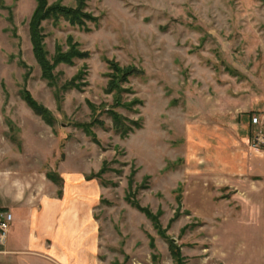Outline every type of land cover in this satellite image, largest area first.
I'll list each match as a JSON object with an SVG mask.
<instances>
[{"label":"rangeland","instance_id":"374dc122","mask_svg":"<svg viewBox=\"0 0 264 264\" xmlns=\"http://www.w3.org/2000/svg\"><path fill=\"white\" fill-rule=\"evenodd\" d=\"M36 5L0 0V174L36 168L81 177L82 194L97 199L99 264H174L168 240L126 199L133 172V198L162 210L184 264H264L263 178L215 176L264 155V0H89L97 22L86 28L42 24L50 59L57 45L68 49L69 36L90 53L59 65L52 85L33 56ZM107 60L144 72L123 94L142 104L117 109L142 125L127 138L104 112L114 103ZM80 73V87L65 89ZM24 88L52 113L53 127L24 102ZM95 116L105 123L93 128L99 144L75 126ZM104 163L107 171L89 181Z\"/></svg>","mask_w":264,"mask_h":264},{"label":"crops","instance_id":"0c3cea01","mask_svg":"<svg viewBox=\"0 0 264 264\" xmlns=\"http://www.w3.org/2000/svg\"><path fill=\"white\" fill-rule=\"evenodd\" d=\"M224 172L218 170L216 178L233 173L241 183L254 177L264 182V155L247 164L240 158L239 166ZM57 175L60 185L36 168L0 174V211L13 215L6 238L0 237V264H99L98 224L91 212L96 195L82 194L81 177L61 170Z\"/></svg>","mask_w":264,"mask_h":264},{"label":"trees","instance_id":"16d2710c","mask_svg":"<svg viewBox=\"0 0 264 264\" xmlns=\"http://www.w3.org/2000/svg\"><path fill=\"white\" fill-rule=\"evenodd\" d=\"M88 1L89 0H75L74 6H68L64 5L61 0L53 4H49L48 0H36L37 5L29 22V35L32 44L33 56L41 68V76L50 85H52L54 79L56 78L55 69L59 65L66 64L73 66L75 64V60L88 59L90 57V53L88 51H82L80 49V44L75 42L72 36H69L67 38L68 49L63 50L60 45H57L55 55L52 59H50L49 54L45 49L46 36L43 33L42 24L49 21H53L54 24H58L59 21L64 20L73 27L86 28L89 23L97 22V17L87 11ZM107 64L109 73L107 74L108 82L105 92L108 95H113L114 103L109 108H105L104 112L111 118L112 126L115 132L122 138H127L135 131V129H141L142 125L138 121L136 122L123 116L117 111V109L123 107L130 110L136 104H142V101L139 99H134L130 102H123V94L132 93V90L126 86L129 85L131 78L141 76L144 72L136 66H122L115 60H107ZM81 76L82 73L67 82L64 86L65 89L70 90L79 88L80 84H78V81H80ZM21 94L28 107L40 116L47 125L50 127L55 125V119L53 118L52 113L45 106L37 102L30 91L24 88ZM88 105L95 115L98 107L89 101ZM75 126L82 130L87 136L91 137L95 143L99 144L97 135L94 133L93 128L95 126L104 127L105 123L103 120L95 116L91 122L76 123ZM106 166L107 163H104L103 168L97 174H91L87 177V179L94 180L96 178H100L107 171ZM134 175L135 172L131 174L129 179V189L131 192L126 196L127 201L133 207L141 211L149 220H151L159 235L168 240L169 251L174 264H184L185 258L181 252V247L173 238L168 237L167 230L164 229L160 223V217L163 214L162 210L154 213L148 207H142L139 202L133 198L135 197V192L132 190L134 185ZM47 178L60 185L61 179L57 174L53 175L47 173ZM146 186H141L138 189H144ZM179 215L180 211H177V214L172 221L176 220ZM151 243L152 247H154L152 240ZM154 259H156V256H154Z\"/></svg>","mask_w":264,"mask_h":264},{"label":"built area","instance_id":"2783aa9c","mask_svg":"<svg viewBox=\"0 0 264 264\" xmlns=\"http://www.w3.org/2000/svg\"><path fill=\"white\" fill-rule=\"evenodd\" d=\"M259 118L254 116L252 118V125L256 126L259 124ZM13 222V215L9 211H0V237L4 240L9 232Z\"/></svg>","mask_w":264,"mask_h":264}]
</instances>
